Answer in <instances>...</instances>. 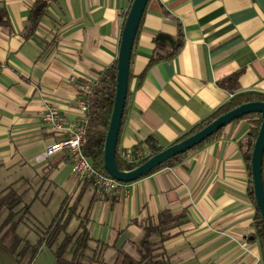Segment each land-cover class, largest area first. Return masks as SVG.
Listing matches in <instances>:
<instances>
[{
  "label": "crops",
  "instance_id": "0c3cea01",
  "mask_svg": "<svg viewBox=\"0 0 264 264\" xmlns=\"http://www.w3.org/2000/svg\"><path fill=\"white\" fill-rule=\"evenodd\" d=\"M34 1L0 0L10 22L0 25V183L22 177L30 190H55L60 203L79 200L108 264L118 250L140 259L135 221L157 222L165 210L184 214L164 241L170 264H264L241 147L256 116L231 121L177 164L104 197L77 180L66 151L44 156L61 134L42 127L41 112L52 105L66 121L77 117L76 84L116 63L132 0H58L25 38ZM179 29L176 54L151 62L172 52ZM234 73L238 91L264 94V0H149L132 49L119 149L132 151L149 135L162 148L173 144L230 98L219 82Z\"/></svg>",
  "mask_w": 264,
  "mask_h": 264
},
{
  "label": "trees",
  "instance_id": "16d2710c",
  "mask_svg": "<svg viewBox=\"0 0 264 264\" xmlns=\"http://www.w3.org/2000/svg\"><path fill=\"white\" fill-rule=\"evenodd\" d=\"M57 1L35 0L31 3L28 11V24L22 32L25 38L34 35L43 17L49 14L52 4ZM0 25L7 29L10 25L7 11L3 5H0ZM175 44L171 53L165 56L158 55L152 58L151 62L176 54L182 44L181 29H179ZM237 80L238 73H234L220 81L219 84L229 92L230 98L175 142L197 132L219 115L243 103L250 101L264 102V94L260 92L238 91ZM115 85L116 63L108 67L94 81L92 90L86 97L90 111L86 126L85 141L82 147L83 152L90 163L98 171L106 175L108 174L103 167L104 142L113 107ZM128 98L129 91L127 92L122 122L125 116ZM244 116H256L258 118L241 145L243 148V157L249 171L250 195L255 204L250 174V159L253 143L260 125V115L258 113H250ZM219 131L192 149L209 141ZM162 149L157 144V138L154 135H149L132 149V151H141L143 153L142 157L136 162H127L123 156V150L119 149L117 143L115 154L117 166L121 170H129ZM187 152L170 158L155 170L177 164L185 157ZM262 178L264 183V159L262 164ZM83 183L86 186L91 183V180H85ZM31 187V181L22 177L8 180L7 184L0 183V246L6 251L5 253L9 257L11 256L13 262L15 264H31L40 247L46 246L53 253L55 264H108L105 261L107 246L103 242L95 241L91 237L87 226L89 214L86 210L84 212L82 211L79 206V200L67 201L63 199L50 221L44 223L31 210V205L35 201L34 199L38 198V195L36 194L29 203L24 200V196ZM73 221H76L74 226L72 225ZM183 221V213H176L169 210L159 213L157 222L153 218L135 221L142 229L141 238L136 243V247L140 253V259H135L125 251L118 250L116 257L110 264H170L171 256L164 247V241L169 237L168 231L177 227ZM253 226V235L259 239L264 256V222L261 219L256 204Z\"/></svg>",
  "mask_w": 264,
  "mask_h": 264
},
{
  "label": "water",
  "instance_id": "95a60500",
  "mask_svg": "<svg viewBox=\"0 0 264 264\" xmlns=\"http://www.w3.org/2000/svg\"><path fill=\"white\" fill-rule=\"evenodd\" d=\"M148 1L149 0L131 1L121 32L119 50L116 58L114 101L104 142L103 167L106 173L111 178L121 183L135 181L148 175L170 158L194 148L231 121L250 113H258L260 115V125L256 139L253 143L250 159V174L255 204L261 219L264 222V183L262 178V164L264 159L263 101H250L243 103L226 113L219 115L197 132L151 155L141 164L129 170H121L118 168L115 154L128 92L132 49Z\"/></svg>",
  "mask_w": 264,
  "mask_h": 264
},
{
  "label": "built area",
  "instance_id": "2783aa9c",
  "mask_svg": "<svg viewBox=\"0 0 264 264\" xmlns=\"http://www.w3.org/2000/svg\"><path fill=\"white\" fill-rule=\"evenodd\" d=\"M93 84L94 81L90 80L76 84L78 97L75 105L77 112L75 119L69 121L64 120L57 108L52 105L46 106L45 110L41 112L40 118L42 127L45 130L61 134L60 138L46 147L44 156L50 157L58 152L66 151L72 167V173L77 180H91V185L96 195L104 197L117 192L123 183L98 171L83 152L82 147L85 141L86 126L90 111L86 97L90 94ZM142 155L143 153L139 150H126L123 152V156L127 162H136Z\"/></svg>",
  "mask_w": 264,
  "mask_h": 264
},
{
  "label": "rangeland",
  "instance_id": "374dc122",
  "mask_svg": "<svg viewBox=\"0 0 264 264\" xmlns=\"http://www.w3.org/2000/svg\"><path fill=\"white\" fill-rule=\"evenodd\" d=\"M52 190L53 189L49 188V190L47 191V195H45L46 192L43 195L42 193H37L35 190H28V192L24 196V200L27 203H29L36 194L38 195L39 199H44V202H41L39 199L35 200L33 205L34 215L38 216L39 218L42 217L41 220L44 223H48L50 221L51 217L55 214L60 204L58 200V194L55 190L53 191V193H51ZM50 197H52V199L56 197L57 201L55 202V199L51 202L48 201V199L50 200ZM75 224L76 221H73L72 225L74 226ZM5 252L6 251L0 246V264H15V262H13V260L11 259V256L9 257ZM31 264H55L54 255L49 248H47L46 246H42Z\"/></svg>",
  "mask_w": 264,
  "mask_h": 264
}]
</instances>
